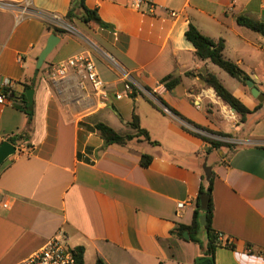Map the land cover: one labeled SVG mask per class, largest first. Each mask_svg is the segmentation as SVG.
<instances>
[{
  "label": "crops",
  "instance_id": "crops-1",
  "mask_svg": "<svg viewBox=\"0 0 264 264\" xmlns=\"http://www.w3.org/2000/svg\"><path fill=\"white\" fill-rule=\"evenodd\" d=\"M71 2L0 0V83L14 80L18 96L33 90L31 120L16 96L0 104V144L16 138L15 153L0 165V264L22 263L59 229L70 248L82 247V264H264V101L235 78L228 86L184 36L192 23L213 41L223 40L224 57L264 93V37L236 21L264 22V0H142L138 9L133 0H85L110 28L73 18L74 32L55 33L59 41L33 79L52 33L44 17L63 18ZM76 56L93 61L105 96L72 69L56 74L60 63ZM123 72L147 93L116 99ZM205 73L251 110L243 121L201 83L197 75ZM169 75L179 78L171 90L160 83ZM160 99L189 121L228 134L223 138L234 149L208 151L210 144L187 131L183 124L192 125ZM133 114L155 144L136 137L103 147L94 125L132 135L126 122ZM142 155L151 156L147 167L140 165ZM206 167L215 172L212 257L205 228L204 241L199 228L184 231L187 236L173 233L191 224ZM178 202L185 203L180 210Z\"/></svg>",
  "mask_w": 264,
  "mask_h": 264
},
{
  "label": "trees",
  "instance_id": "trees-1",
  "mask_svg": "<svg viewBox=\"0 0 264 264\" xmlns=\"http://www.w3.org/2000/svg\"><path fill=\"white\" fill-rule=\"evenodd\" d=\"M85 0H72L71 5L63 17L64 20L71 24L73 18H77L84 23H94L100 28H110L109 24L105 23L100 19L94 9H89L84 4ZM236 21L239 25L247 27L252 31L262 35L264 37V22H259L256 20H252L245 16H238ZM47 25V30L52 33L62 34L64 32L63 29L55 27L49 23ZM184 36L186 40L191 43L194 47L195 54L202 60H208L211 63L215 64L223 71H225L230 77L235 78L238 80L243 86H246V80H248V76L245 72L233 61L227 59L223 55V40L213 41L209 37L203 35L192 23L188 24L187 29L184 32ZM187 75H191L192 73H186ZM197 77L201 81V83L205 86H209L213 88L216 96H218L226 105H228L234 112L240 115V120L243 121L245 116L251 112L236 96H234L221 82L220 80L212 73H205V74H198ZM179 82V78L172 77L171 75L165 77L160 81L161 84L167 90H171L175 87ZM29 87V85H26ZM12 97H17L19 100L20 105L19 107L27 114L28 119L31 120L33 116V106L28 105L26 101V95L22 92L19 96L15 95L14 92L11 94ZM151 102V101H150ZM160 103L165 106L170 112L177 115L183 121L191 124L193 127L203 130L209 134L228 137L229 135L219 131H212L210 129L204 128L200 125H197L188 119L184 118L180 115L176 110L169 107L163 100L160 99ZM154 104V103H153ZM261 104H259L260 106ZM155 106L159 109L160 106ZM127 125L132 127L135 130V134H128V135H120L115 132L111 127L104 123H96L95 129L98 131L99 136L103 140V147L106 145L117 143V144H126L128 141L132 140L133 138H141L142 140L149 141L155 144V141H152L147 130L142 128L139 124V119L136 114H133L132 120L130 122H126ZM186 129V128H185ZM189 129H187L188 131ZM190 133L201 137L203 140L207 141L210 144L208 151L214 149H220L221 147H228L229 149H234V144L226 143L223 141H218L209 137L202 136L196 132L189 131ZM16 139V138H15ZM15 139L13 137H9L8 141L11 143H15ZM151 161V156L149 155H142L140 158V165L142 167H147ZM215 175V172L206 167L205 173L202 175L201 184L199 187L198 195L195 200V210L193 214V220L190 225H177L176 228L173 230V233H176L178 236L184 231L196 232L197 229L201 226L199 222V218L201 215H205V223L203 227L206 230L207 234V246H206V253L213 256L214 249L216 247L217 236L213 232L210 223H211V216H212V209H213V202L211 198V186H212V179ZM204 204L206 206L205 210H201V206ZM191 240L198 242L196 238L190 237ZM73 253L76 256V259L79 264H82L83 258V249L82 247L73 248ZM97 264H101L100 261H97Z\"/></svg>",
  "mask_w": 264,
  "mask_h": 264
},
{
  "label": "built area",
  "instance_id": "built-area-1",
  "mask_svg": "<svg viewBox=\"0 0 264 264\" xmlns=\"http://www.w3.org/2000/svg\"><path fill=\"white\" fill-rule=\"evenodd\" d=\"M142 0H133L132 4L135 8H140ZM152 8V6H150ZM20 14L27 12L26 6L19 8ZM169 14L171 17L179 16V12L175 10H170ZM45 22L54 25L63 30L74 32V28L70 26L65 20L57 13H51L44 17ZM74 70L78 75H80L85 81L89 83L92 90L100 95L105 96L107 94L106 83L99 77L95 64L93 61L84 56H76L67 59L66 61L60 63L55 72L58 75H64L67 69ZM15 81L10 78H4L0 83V104H11L13 102V97L11 96L13 92V87ZM124 93L129 95L136 93H147L144 88H142L136 81H134L130 75L123 72V88L122 91L116 92L114 97L119 99ZM190 131L196 132L202 136L209 137L218 141H228L225 138L217 135H212L203 130L197 129L190 125L183 124ZM21 151H25V146L18 145ZM27 148V147H26ZM18 150V149H16ZM30 148H28V151ZM185 203L178 202L176 207L178 210L182 209ZM67 236L63 230L59 229L54 235L46 240L44 245L30 257L25 259L20 264H79L76 256L73 253V248H70L66 244Z\"/></svg>",
  "mask_w": 264,
  "mask_h": 264
},
{
  "label": "water",
  "instance_id": "water-1",
  "mask_svg": "<svg viewBox=\"0 0 264 264\" xmlns=\"http://www.w3.org/2000/svg\"><path fill=\"white\" fill-rule=\"evenodd\" d=\"M58 41H59V37L55 33H51L48 36L44 48L41 50V52L37 56L35 69L33 73V79H35L47 55L52 51V49L58 43ZM246 86L249 88L250 94L252 97H254L259 102L264 101V93L261 92L256 86H254L251 80L249 79L246 80ZM32 94H33V90L31 88L26 89L25 95H26V100H27L28 105H31L32 103ZM14 153H15V146L8 141H2L0 144V165L8 156ZM205 208L206 206L202 204L201 210H205ZM199 220H200V224L203 225L205 223V215L200 216ZM183 235L187 236V232H184Z\"/></svg>",
  "mask_w": 264,
  "mask_h": 264
},
{
  "label": "rangeland",
  "instance_id": "rangeland-1",
  "mask_svg": "<svg viewBox=\"0 0 264 264\" xmlns=\"http://www.w3.org/2000/svg\"><path fill=\"white\" fill-rule=\"evenodd\" d=\"M216 69L219 71V73H221V75L223 76V78H224V80H225V83L229 86V81H232L233 83H235L236 82V80H234L233 78H231L225 71H223L221 68H218L217 66H216ZM247 89H249L247 86H245ZM204 227L201 225L200 227H199V230H198V232H197V234H198V237H199V240L200 241H204Z\"/></svg>",
  "mask_w": 264,
  "mask_h": 264
}]
</instances>
